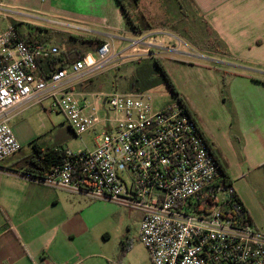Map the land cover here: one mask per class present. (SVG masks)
I'll return each instance as SVG.
<instances>
[{
  "label": "built area",
  "instance_id": "obj_1",
  "mask_svg": "<svg viewBox=\"0 0 264 264\" xmlns=\"http://www.w3.org/2000/svg\"><path fill=\"white\" fill-rule=\"evenodd\" d=\"M13 15L21 16L0 3V21L6 22L0 27V164L20 149L8 114L50 100L48 111L60 113L75 136L95 135L93 149L54 150L60 162L32 180L138 212V240L151 264H264V234L245 223L242 207L221 187L219 162L191 115L177 102L154 109L147 93H111L101 96L113 117L95 118L72 87L118 58L111 44L43 75L39 63L57 57L59 49L19 40ZM151 41L144 36L129 41V48L138 52Z\"/></svg>",
  "mask_w": 264,
  "mask_h": 264
},
{
  "label": "crops",
  "instance_id": "obj_2",
  "mask_svg": "<svg viewBox=\"0 0 264 264\" xmlns=\"http://www.w3.org/2000/svg\"><path fill=\"white\" fill-rule=\"evenodd\" d=\"M34 1L38 3L30 7L35 12L31 18L85 29L92 39L107 42L113 49L131 34L139 38L153 34L157 46L170 39L163 28L128 31L115 0ZM188 1L196 20L184 26L196 27L193 32H203L204 39V30L212 31L217 48L224 53L202 52L206 56L196 58L200 62L168 56L166 62L191 72L185 71L184 79L177 72L175 77L173 70L167 75L213 149L252 227L264 234V0ZM184 13L172 18L186 21ZM20 110L21 106L8 114L9 122ZM85 199L32 180L22 172L20 162L9 158L1 162L0 264H105L109 257L102 244L108 235L96 217L101 204ZM129 213L138 220V234L141 216L136 211ZM120 244L125 253L131 250L128 239Z\"/></svg>",
  "mask_w": 264,
  "mask_h": 264
},
{
  "label": "rangeland",
  "instance_id": "obj_3",
  "mask_svg": "<svg viewBox=\"0 0 264 264\" xmlns=\"http://www.w3.org/2000/svg\"><path fill=\"white\" fill-rule=\"evenodd\" d=\"M3 1L5 2L4 7L7 10L9 9L15 14L21 13L20 18H23V21H15L26 24L24 28H28L27 26L39 27L55 32V38L49 42L52 46L59 49V54L56 58L63 57V53L74 50V48H79V51H87L86 46L79 47L77 45V47H73L65 43L66 39L70 40L68 37L92 39L90 34L57 26H49V28L40 20L31 18L35 15V12L30 7H34L38 1ZM178 12H185L184 14L187 16L186 21H182V25L180 21L178 22L172 18L173 14ZM193 12L195 10L188 0H140L137 3L136 19L142 23L140 16L144 17L149 22L152 30L163 28L166 34L170 36V39H164L165 43L157 46L153 40L156 36L153 34H142L152 39L151 45H147L149 50L143 45L139 48L140 52H132L129 48V41L136 40L139 36L136 34L127 36L125 38L126 42L117 44L118 46L113 49L112 54L117 55L118 58L112 59L111 63L104 66L95 74L82 79L80 85H75L72 91L74 93H78V91L89 93L86 98L89 103V109L94 111V117L97 119H104L106 116L113 117L112 113L108 112V107L102 105L104 97L101 95L105 94L147 93L151 98L153 108L157 110L175 103L177 101L176 94L170 90L166 83L159 82V79L161 80V72L154 66L153 61L161 60L160 64L166 73L173 70L175 77L177 72L179 74L178 78L184 79L186 77L184 72L191 69L169 64L165 61V58L169 56L190 62H200L198 59L201 56H206L202 52L207 50L201 48V45L195 41L203 39L204 33L199 30L193 33L192 29H196V27L188 26L196 20L194 19L196 16L193 15ZM13 16L14 18L17 17L16 15ZM185 23L188 24L185 27L189 29L188 33L189 36L191 35L190 37H187L186 33L181 30ZM5 25L6 22L0 21V27H4ZM148 39L146 38V40ZM162 47L169 48V51H171L165 52L166 50ZM95 49L88 51L94 52ZM141 50L147 51L144 53ZM178 52L183 53V55ZM148 72H150L149 75H147ZM156 81L158 83H154ZM179 89L182 91L181 87ZM186 90L189 92V87ZM50 103V100H44L41 104L28 102L21 106V110L15 118L10 119L9 125L20 145L19 151L9 157L10 161H24L34 153V148L43 152L66 147L72 152L93 149L95 135L92 132H86L80 136H75L60 113L48 111ZM95 131L99 134V125L95 127ZM85 200L89 204H101L96 217L97 220L103 221L104 228L107 231L106 235H108V238L102 244L105 255L109 257L106 258L107 262L105 261V264H151L146 249L138 240V220L134 213H129L130 211L127 208L112 202L104 201V203L103 201ZM125 238L132 242L131 253H129L130 251L128 253L122 252L120 242H124Z\"/></svg>",
  "mask_w": 264,
  "mask_h": 264
},
{
  "label": "trees",
  "instance_id": "obj_4",
  "mask_svg": "<svg viewBox=\"0 0 264 264\" xmlns=\"http://www.w3.org/2000/svg\"><path fill=\"white\" fill-rule=\"evenodd\" d=\"M115 2L120 9V13L124 20L125 28L128 31H130L131 33H141L142 30H148L151 28L149 22L144 17L140 16L142 19L141 20L142 23H140L136 19L137 16L135 13H136L138 0H131V2H129V0H115ZM11 23L15 29L17 38L27 43H50L49 41L55 38V32H52L50 30L39 28V27L27 26L29 28L28 29V28H24L26 27V24L24 23L15 22V21H12ZM181 25H182V22H181ZM140 26H145V27H140ZM184 27L185 26H183L181 30H183L186 33L187 37H190L191 35L189 36V33H188L189 29L184 30ZM204 31H205V39L203 38L199 41L195 40L197 43L201 45L200 47L204 48L207 51H212L214 53H219V54L224 53L223 50L217 48L218 47L217 40L213 38L212 31L210 30H204ZM192 32H193V29H192ZM68 38H70V40L66 39L65 44L69 46H73V47L74 46L77 47V45L79 47L86 46L87 51L97 48L98 46L102 44V42L97 39H83V38H71V37H68ZM78 49L79 48H74V50H70L66 53H63L64 54L63 57H58V58L55 57V58L44 61V64H43L44 66L42 67L39 66L41 74L47 75L51 73L52 71H54L55 70L54 65L56 63L59 64V67H62L64 66V63L72 64L76 60L86 55L87 51H81V50L79 51ZM160 61L161 60L153 61V64H155L154 66H156L157 69L161 72V80L159 79V82L162 81L166 83V85L170 88V90L177 96L174 86L172 82L170 81L166 71L162 68ZM149 74L150 72H148L147 75ZM154 83H158V82L156 81ZM134 93H138V92H134ZM176 102L188 113L181 98L177 96ZM59 162H60V156L54 150L43 152V151L38 150L37 148H34V153L30 155L24 161L20 162V164H21L22 172L26 174L27 176H29L31 179H36V178L42 179L46 177L47 175H49L52 167L58 164ZM219 182L223 189H226L230 192V195L232 199L234 200V202L239 204L242 207L241 215L243 216L245 223L252 226L245 209L243 208L242 204L240 203V201L236 197V194L231 188V182L229 178L227 177V175L225 174L221 166H220ZM125 251H126V248L122 247V252L125 253Z\"/></svg>",
  "mask_w": 264,
  "mask_h": 264
}]
</instances>
